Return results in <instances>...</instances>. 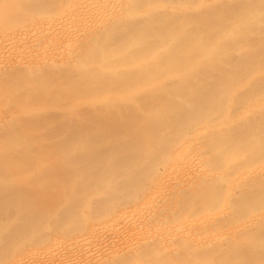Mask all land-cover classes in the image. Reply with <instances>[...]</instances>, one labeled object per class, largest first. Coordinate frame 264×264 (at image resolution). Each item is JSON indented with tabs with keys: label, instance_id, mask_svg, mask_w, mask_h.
Masks as SVG:
<instances>
[{
	"label": "rangeland",
	"instance_id": "1",
	"mask_svg": "<svg viewBox=\"0 0 264 264\" xmlns=\"http://www.w3.org/2000/svg\"><path fill=\"white\" fill-rule=\"evenodd\" d=\"M0 82V264H264V0H0Z\"/></svg>",
	"mask_w": 264,
	"mask_h": 264
},
{
	"label": "bare ground",
	"instance_id": "2",
	"mask_svg": "<svg viewBox=\"0 0 264 264\" xmlns=\"http://www.w3.org/2000/svg\"><path fill=\"white\" fill-rule=\"evenodd\" d=\"M140 28L141 29H144V30H146L147 29V27L145 26V25H143V24H141L140 25ZM143 35H144V33H143ZM189 48V45H188V43L187 44H184V43H179L178 45H177V50H176V52L178 53V54H180V53H182L183 51H185L186 49H188ZM95 52H97V54H100V47L99 46H96L95 47V50H94ZM168 69V68H167ZM177 69H175V70H170L169 72H175ZM237 74H238V72H234V73H227L224 77H223V81H222V84H224V83H228V82H230L231 81V79L232 78H234L235 76H237ZM87 78L89 77L88 75H89V72H86L85 74H84ZM13 76V75H12ZM17 76V75H16ZM9 77V76H8ZM10 78V77H9ZM8 78V79H9ZM13 80H14V78L13 77H11ZM6 79V78H5ZM15 79H16V84H21L22 83V79L21 78H19L18 76L17 77H15ZM102 79L103 80H105L106 79V77H104V76H102ZM10 80V79H9ZM58 80H60V79H58ZM62 80H66L67 81V84H69V79H62ZM183 80H184V83L185 82H189L190 81V79H189V76H186V75H184L183 76ZM7 82V84H8V81H6ZM10 82V81H9ZM15 82H13V83H15ZM20 82V83H19ZM1 83V82H0ZM11 83H12V80H11ZM10 83V86H11V88L14 86L13 84H11ZM43 83H45V81L43 82ZM87 83H88V79H85L84 78V80H83V84H86L87 85ZM4 84V82L2 83V85ZM27 84H29V83H27ZM40 84L41 83H36V87L38 88V89H40ZM5 85V84H4ZM10 86L8 87V88H10ZM18 86V85H17ZM22 86V85H21ZM24 87L26 88L27 86H25L24 85ZM30 84L28 85V89L29 90H31V91H29V93L31 92L32 93V95H35L36 93L34 92V90L30 87ZM15 88H16V85H15ZM15 88H14V90H15ZM23 88V87H22ZM22 88L20 87L19 88V86H18V89L20 90V92H19V90H18V92H19V95H21V96H19L18 94H17V97L19 96V97H21V98H23V94H25L26 95V93H24V88H23V90H22ZM26 88V89H27ZM5 89V88H4ZM17 89V88H16ZM6 90V89H5ZM62 90L63 91H66L65 89H63V87H62ZM10 91V90H9ZM13 91V90H12ZM16 91V90H15ZM14 91V92H15ZM22 91H23V94H22ZM28 91V90H27ZM7 92V91H6ZM17 92V91H16ZM15 92V93H16ZM14 93V94H15ZM28 93V92H27ZM29 93H28V95H29ZM213 93L214 92H210V91H208V90H198L197 92H196V97H199V96H201L202 98H203V100L204 101H209V99H214V96H213ZM19 100V99H18ZM23 104V103H22ZM25 104V103H24ZM167 107H164V108H162L161 110L159 109V110H157L158 112H155V114L153 113V115L152 114H150V113H148V114H146V115H140V114H138L139 112H137V114H135L133 117H131V116H127V113H126V109H121L120 111H118V120L116 121V120H106V121H104L106 118H108L109 116L108 115H106L105 113H102V112H100V113H98V114H96V116L95 115H93V122H92V124H83V126L81 125L80 126V128H79V133L78 134H80V135H77V134H71L70 135V139H74V140H77L78 138L80 139V137L82 138V136L84 135V134H88V133H91L92 131H93V129H97V128H100V129H102V132H103V138H102V141L104 142V151L102 152L105 156H102V155H99V154H97L98 156H99V159H101V160H104V161H107V162H110L109 161V157H110V155L111 154H115V153H117V147H119V146H116V145H113L112 143H114V141H115V135L116 134H118L117 132L118 131H124V132H127V138H129V142H127L128 144L130 143V145L129 146H131V148L133 149V153L132 154H130V155H126V158L125 159H122V158H120L121 160H122V162L124 161L125 162V160H128L129 162L131 161V163L132 164H134V162L136 163L137 162V157H138V155L139 156H141L142 157V155H140V153L143 151V153H144V151H145V153L144 154H146V152H149V148L151 149V147H149V148H146V147H148V146H146V144L148 143L147 142V139L148 138H151V137H153V135H151V137L149 136V133L150 132H152V131H154L155 129H157V127H158V123L161 121V119L167 114ZM196 110L198 111V114L200 113V109L199 108H196ZM23 112H25L26 113V109L24 108V110H22ZM148 112V111H147ZM146 112V113H147ZM141 114H143V113H141ZM198 114H196V112L195 111H193V112H186V110H181V112H180V116L178 117L179 119H177V120H173L172 121V124H174V126H176V127H178L177 129L178 130H180L181 128H183L185 125H186V127H187V124L189 123V122H191L192 120H194L195 119V117L198 115ZM113 115V114H112ZM112 115H110V116H112ZM263 119V118H262ZM122 120V122H120ZM17 121V120H16ZM141 121H144V123H146V125H145V127L142 129V127L140 128V129H142L141 131H138V130H140L139 129V127L140 126H138L137 127V125L141 122ZM163 125V124H162ZM162 125H160L161 127H162ZM166 126V125H165ZM264 128V119L262 120V121H260V120H258V121H255L254 123H252L250 126H249V131L251 132V133H253V134H256L257 132H259L260 130H262ZM158 129H159V127H158ZM178 130H177V132H178ZM181 130H184V128L183 129H181ZM180 130V131H181ZM80 131H82V133H80ZM102 132L100 133V134H102ZM156 133V132H155ZM147 134V135H146ZM152 134V133H151ZM142 135V136H141ZM146 135V137H144ZM155 135V134H154ZM155 138V137H154ZM0 139H2L1 137H0ZM232 139H234V138H232ZM4 140V139H3ZM3 140H2V142H3ZM90 140V139H89ZM153 140V139H152ZM155 140V139H154ZM1 141V140H0ZM5 141V140H4ZM89 142H92V141H89ZM96 142V141H95ZM155 142V141H154ZM4 143V142H3ZM94 143V141L92 142V144ZM117 143V142H116ZM256 146V144H255V141H254V145H253V150L256 148L255 147ZM152 150H153V148H152ZM262 152H264V151H262ZM262 152H260V153H262ZM150 153H152V152H149L148 154L150 155ZM154 153V152H153ZM147 154V155H148ZM152 155V154H151ZM252 243H250V246H252L251 245ZM257 261V260H256Z\"/></svg>",
	"mask_w": 264,
	"mask_h": 264
}]
</instances>
